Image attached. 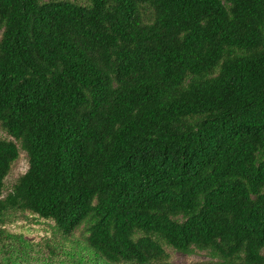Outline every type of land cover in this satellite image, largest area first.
Instances as JSON below:
<instances>
[{"label":"trees","instance_id":"obj_1","mask_svg":"<svg viewBox=\"0 0 264 264\" xmlns=\"http://www.w3.org/2000/svg\"><path fill=\"white\" fill-rule=\"evenodd\" d=\"M0 130V223L87 224L95 264H264V0H0ZM29 248L0 232V264Z\"/></svg>","mask_w":264,"mask_h":264},{"label":"rangeland","instance_id":"obj_2","mask_svg":"<svg viewBox=\"0 0 264 264\" xmlns=\"http://www.w3.org/2000/svg\"><path fill=\"white\" fill-rule=\"evenodd\" d=\"M4 136L5 134L0 130V137ZM28 170L27 153L21 151L20 159L6 179L8 190L4 195ZM87 227L88 225L84 224L72 237L64 240L59 236L54 222L41 219L31 213L20 212L7 217L4 223H0V232L16 239L20 238L29 245V260L23 264H79V261L83 260H92L95 264L97 261L85 243ZM167 251L173 264L220 263V260L206 251L197 250L192 254L181 253L172 248H168ZM262 254L264 255V250Z\"/></svg>","mask_w":264,"mask_h":264}]
</instances>
